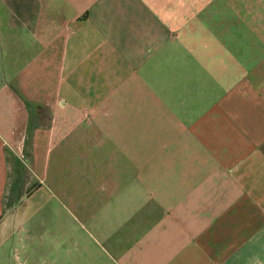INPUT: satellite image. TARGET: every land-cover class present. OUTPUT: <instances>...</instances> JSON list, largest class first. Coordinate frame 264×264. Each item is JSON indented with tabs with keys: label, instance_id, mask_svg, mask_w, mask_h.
<instances>
[{
	"label": "crops",
	"instance_id": "0c3cea01",
	"mask_svg": "<svg viewBox=\"0 0 264 264\" xmlns=\"http://www.w3.org/2000/svg\"><path fill=\"white\" fill-rule=\"evenodd\" d=\"M58 145L88 240L42 263ZM0 264H264V0H0Z\"/></svg>",
	"mask_w": 264,
	"mask_h": 264
},
{
	"label": "rangeland",
	"instance_id": "374dc122",
	"mask_svg": "<svg viewBox=\"0 0 264 264\" xmlns=\"http://www.w3.org/2000/svg\"><path fill=\"white\" fill-rule=\"evenodd\" d=\"M46 168H38L42 181L36 179L30 186L33 206L24 218V226L32 230L40 243L42 263L48 258L50 248L56 246L64 255L66 241L82 243L88 240L81 222V207L74 199L75 188L80 194L82 174L81 148H46ZM42 184V185H41ZM41 185V186H39ZM79 199V197H78Z\"/></svg>",
	"mask_w": 264,
	"mask_h": 264
}]
</instances>
